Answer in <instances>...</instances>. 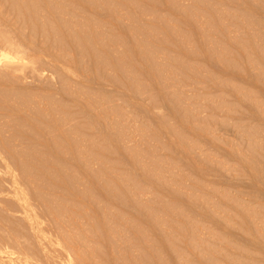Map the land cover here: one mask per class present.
Returning a JSON list of instances; mask_svg holds the SVG:
<instances>
[{"label": "rangeland", "instance_id": "obj_1", "mask_svg": "<svg viewBox=\"0 0 264 264\" xmlns=\"http://www.w3.org/2000/svg\"><path fill=\"white\" fill-rule=\"evenodd\" d=\"M1 53L0 264H264V0H0Z\"/></svg>", "mask_w": 264, "mask_h": 264}, {"label": "bare ground", "instance_id": "obj_2", "mask_svg": "<svg viewBox=\"0 0 264 264\" xmlns=\"http://www.w3.org/2000/svg\"><path fill=\"white\" fill-rule=\"evenodd\" d=\"M0 60H4L6 62L11 61V57L8 55V53H1L0 54ZM148 171V170H147ZM13 178V177H12ZM16 190V189H15ZM16 192V191H15ZM17 198V197H16ZM22 200V199H21ZM23 202V201H22Z\"/></svg>", "mask_w": 264, "mask_h": 264}]
</instances>
